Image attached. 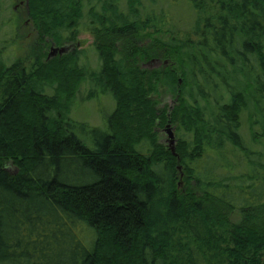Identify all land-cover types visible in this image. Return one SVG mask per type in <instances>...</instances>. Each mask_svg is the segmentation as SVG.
Masks as SVG:
<instances>
[{"label": "trees", "instance_id": "obj_1", "mask_svg": "<svg viewBox=\"0 0 264 264\" xmlns=\"http://www.w3.org/2000/svg\"><path fill=\"white\" fill-rule=\"evenodd\" d=\"M25 2L30 56L0 53V264H264V189L246 197L264 187V154L240 133L245 116L264 139V0ZM83 29L96 68L78 47L48 60ZM85 84L86 100L115 102L90 139L71 119ZM169 117L180 162L159 138ZM79 165L82 182L63 175ZM83 228L80 256L64 255L56 235Z\"/></svg>", "mask_w": 264, "mask_h": 264}, {"label": "rangeland", "instance_id": "obj_2", "mask_svg": "<svg viewBox=\"0 0 264 264\" xmlns=\"http://www.w3.org/2000/svg\"><path fill=\"white\" fill-rule=\"evenodd\" d=\"M161 7L164 9H169V7H166V4L161 5L160 9ZM173 18L177 19V23L178 21L182 20V24H184L186 27L188 26L189 16L185 15L184 11L177 9L173 15ZM36 37L37 33L34 27V22L27 16L26 13L25 0H18V2H15L14 0H0V53L2 62L6 66H11L15 61L25 59L26 57L30 56V49ZM77 41L80 43L78 49L84 52L82 64L90 66V68H96L98 56L94 51V37L91 34L86 33L83 29V31L77 37ZM163 65V61L161 64L157 62H149L144 63L143 67L152 70L161 68ZM228 83L231 84L230 82L223 80L224 86H226ZM88 91L89 87L87 84H85L81 88L77 100L72 107L71 119L75 121V125L72 126L74 127V132L80 138L87 137L90 139V137L92 138L94 135L93 128L99 127L105 129L106 119L112 114L115 108V102L110 96L104 97V95H101L95 101L86 100ZM212 91H214V93ZM204 92L209 96L212 95L215 101L219 98L218 92L215 91V87L213 85L205 86ZM158 99L161 102V107L165 105L168 107H173L176 104L174 97L171 94H163V96L159 97ZM244 118L240 133L244 138L243 143L245 148L250 153L264 154V139L261 141H256L252 138L246 125V117L244 116ZM158 131L160 133V142L168 147V134L166 133L165 129ZM175 133L176 138H178L176 131ZM180 135L182 136L183 134ZM97 137H99L98 134L93 138L98 140ZM227 163V165H230L231 167L234 165L233 161L229 159H227ZM79 166L70 169L64 168L63 175L73 182H82L87 178L88 171L84 166ZM14 170L15 169L13 167H10V171ZM263 189L264 187L262 188L261 185L255 187V189L248 193L246 197H255V195L263 193ZM222 192L224 193V191ZM235 219L238 221L240 217L237 215L235 216ZM87 237H90V233L85 228L75 231L74 236L69 234L59 235V233L56 235L61 251L65 252L64 255L67 256L69 250H75V257L77 258L80 256V249L77 252L74 246L83 240L85 241V238L87 239Z\"/></svg>", "mask_w": 264, "mask_h": 264}, {"label": "water", "instance_id": "obj_3", "mask_svg": "<svg viewBox=\"0 0 264 264\" xmlns=\"http://www.w3.org/2000/svg\"><path fill=\"white\" fill-rule=\"evenodd\" d=\"M80 44L78 43L77 45L75 44H69V45H64V46H60L57 47L55 45H52V47L50 48V53L48 56V60L60 55L63 56L65 54L70 53L71 51L75 50L76 47H79ZM182 81L180 80V83ZM176 102V101H175ZM165 131L168 134V143L169 146L168 148L170 149L171 153L173 154V156L178 158V162H180V157L177 154V149H176V143H177V138H176V133H175V127L172 126L171 124V117L168 118V122L165 126ZM178 169L181 171L182 168L181 166H178ZM181 184V183H180Z\"/></svg>", "mask_w": 264, "mask_h": 264}, {"label": "flooded vegetation", "instance_id": "obj_4", "mask_svg": "<svg viewBox=\"0 0 264 264\" xmlns=\"http://www.w3.org/2000/svg\"><path fill=\"white\" fill-rule=\"evenodd\" d=\"M15 2H18V0H14ZM78 44V43H77ZM76 44V45H77ZM80 44V43H79ZM52 45H55L54 43L52 44ZM52 45H51V47H52ZM56 46V45H55ZM58 47V46H57ZM79 48V47H78ZM155 62H157V63H159V64H161V60H158V59H156V60H153V61H151L150 63H155ZM166 126V125H165ZM165 129V127H163V128H161V129H159V130H164Z\"/></svg>", "mask_w": 264, "mask_h": 264}]
</instances>
